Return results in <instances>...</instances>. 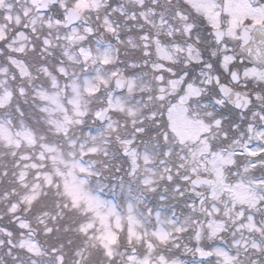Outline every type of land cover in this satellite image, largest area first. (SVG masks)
Listing matches in <instances>:
<instances>
[{
	"label": "snow or ice",
	"instance_id": "1",
	"mask_svg": "<svg viewBox=\"0 0 264 264\" xmlns=\"http://www.w3.org/2000/svg\"><path fill=\"white\" fill-rule=\"evenodd\" d=\"M0 264H264V0H0Z\"/></svg>",
	"mask_w": 264,
	"mask_h": 264
}]
</instances>
